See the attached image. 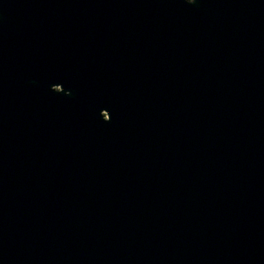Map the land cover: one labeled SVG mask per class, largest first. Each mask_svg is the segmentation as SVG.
Here are the masks:
<instances>
[{
	"label": "water",
	"instance_id": "1",
	"mask_svg": "<svg viewBox=\"0 0 264 264\" xmlns=\"http://www.w3.org/2000/svg\"><path fill=\"white\" fill-rule=\"evenodd\" d=\"M0 264H264V0H0Z\"/></svg>",
	"mask_w": 264,
	"mask_h": 264
}]
</instances>
